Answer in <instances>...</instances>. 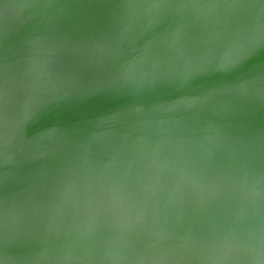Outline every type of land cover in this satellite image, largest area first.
<instances>
[{
  "label": "water",
  "instance_id": "water-1",
  "mask_svg": "<svg viewBox=\"0 0 264 264\" xmlns=\"http://www.w3.org/2000/svg\"><path fill=\"white\" fill-rule=\"evenodd\" d=\"M0 264H264V0H0Z\"/></svg>",
  "mask_w": 264,
  "mask_h": 264
}]
</instances>
